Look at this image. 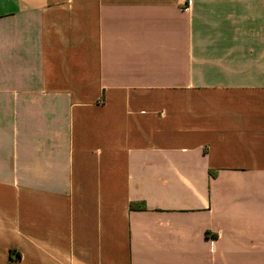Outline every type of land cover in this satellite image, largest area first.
<instances>
[{
  "label": "crops",
  "instance_id": "obj_1",
  "mask_svg": "<svg viewBox=\"0 0 264 264\" xmlns=\"http://www.w3.org/2000/svg\"><path fill=\"white\" fill-rule=\"evenodd\" d=\"M0 264H264V0H0Z\"/></svg>",
  "mask_w": 264,
  "mask_h": 264
},
{
  "label": "trees",
  "instance_id": "obj_2",
  "mask_svg": "<svg viewBox=\"0 0 264 264\" xmlns=\"http://www.w3.org/2000/svg\"><path fill=\"white\" fill-rule=\"evenodd\" d=\"M20 255V254H19Z\"/></svg>",
  "mask_w": 264,
  "mask_h": 264
}]
</instances>
